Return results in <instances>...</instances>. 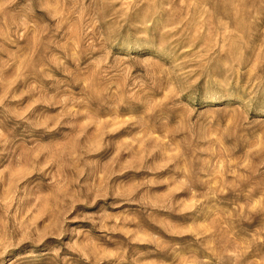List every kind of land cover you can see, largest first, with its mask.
Here are the masks:
<instances>
[{
	"label": "rangeland",
	"instance_id": "rangeland-1",
	"mask_svg": "<svg viewBox=\"0 0 264 264\" xmlns=\"http://www.w3.org/2000/svg\"><path fill=\"white\" fill-rule=\"evenodd\" d=\"M0 264H264V0H0Z\"/></svg>",
	"mask_w": 264,
	"mask_h": 264
}]
</instances>
